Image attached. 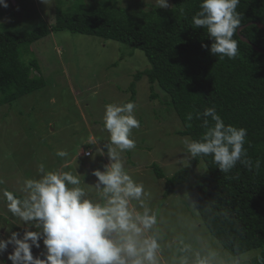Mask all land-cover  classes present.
<instances>
[{
    "label": "trees",
    "instance_id": "1",
    "mask_svg": "<svg viewBox=\"0 0 264 264\" xmlns=\"http://www.w3.org/2000/svg\"><path fill=\"white\" fill-rule=\"evenodd\" d=\"M171 3L169 8L132 12L116 0H74L67 7L58 0L53 24L43 23L24 35L1 25L7 29L0 31V106L46 85L40 62L32 58L25 63L23 54L53 32L67 30L142 50L150 67L135 74L124 103L136 101V81L147 76L151 90L157 84L169 96L183 125L178 134L193 140L205 131L198 113L214 106L226 125L247 129L245 149L253 164L251 170L238 163L222 173L210 156L197 157L166 177L154 163L157 178L165 182L164 196L194 177L187 193L209 233L235 257L259 250L251 262L264 264V27L257 25L264 24V0H240V27L250 24L233 37L239 48L234 60L213 56L206 30L192 28L199 0ZM157 97L152 93L151 98ZM201 162L205 169L197 175Z\"/></svg>",
    "mask_w": 264,
    "mask_h": 264
},
{
    "label": "rangeland",
    "instance_id": "2",
    "mask_svg": "<svg viewBox=\"0 0 264 264\" xmlns=\"http://www.w3.org/2000/svg\"><path fill=\"white\" fill-rule=\"evenodd\" d=\"M64 7L74 0H64ZM98 0H85L95 3ZM135 12L157 7L155 0H116ZM8 8L0 7V31L3 24L24 35L43 23L53 24L58 0L51 5L41 0H7ZM169 7L172 5L168 0ZM23 54L28 63L36 58L41 65L46 85L12 104L0 106V233L8 228L22 233V226L14 225L8 212L7 195H22L23 181L35 178L37 165L45 164L49 170L64 166L67 171L77 170L85 176V183L92 184V170L108 163L107 156H84L88 150L95 153L104 147L108 134L103 130L105 105L124 103L131 95L130 84L137 72L150 67L145 53L139 49L96 36L73 33L67 30L53 32L31 44ZM152 93L158 95L151 98ZM169 96L148 77L136 81L135 115L141 123L133 129L135 149L122 153L126 170L149 193L151 206L161 218L162 256L170 261L178 252L181 241L192 242L202 235L206 242L217 249L225 264L239 258L242 264H253L251 259L259 253L252 250L235 257L229 254L209 233L193 206L187 188L192 179L179 185L173 194L164 196V179L156 176L153 164L163 170L166 177L188 164L184 139L178 134L183 129L177 113L169 104ZM96 143H99L95 145ZM63 149L67 159L56 156ZM106 152L107 149H104ZM205 169L201 162L196 174ZM11 251V247H9ZM39 250L33 249L37 255ZM0 259L6 264L7 253Z\"/></svg>",
    "mask_w": 264,
    "mask_h": 264
},
{
    "label": "clouds",
    "instance_id": "3",
    "mask_svg": "<svg viewBox=\"0 0 264 264\" xmlns=\"http://www.w3.org/2000/svg\"><path fill=\"white\" fill-rule=\"evenodd\" d=\"M41 3L51 5L53 0ZM155 3L157 8H169L168 0ZM239 4L240 0H199L191 17L192 28L205 29L211 40L210 48L202 47L220 59L238 56V41L233 37L243 21ZM8 6L7 0H0V7ZM180 11L183 14L184 9ZM135 109L131 101L105 105L102 120L108 142L88 154L106 155L108 163L102 170H92L94 183H85L77 170L67 171L64 166L49 170L40 163L36 177L23 181L21 196L7 195L8 212L23 231L8 228L0 233V257L7 253L11 264H225L202 235L192 242L181 241L176 256L164 261L162 220L144 184L129 174L121 155L136 147L132 133L141 123ZM198 117L205 131L198 140L184 139L189 161L210 156L222 173H229L238 163L253 168L245 149L247 129L226 125L214 106ZM187 119H193L191 113ZM56 156L66 160L69 153L58 149ZM34 248L39 250L37 255ZM0 264L6 262L0 259ZM233 264L242 261L237 258Z\"/></svg>",
    "mask_w": 264,
    "mask_h": 264
},
{
    "label": "water",
    "instance_id": "4",
    "mask_svg": "<svg viewBox=\"0 0 264 264\" xmlns=\"http://www.w3.org/2000/svg\"><path fill=\"white\" fill-rule=\"evenodd\" d=\"M249 24H250V23H248L247 25H249ZM247 25H244L243 27H240L239 30H238V32H240V30H241L242 28H244L245 26H247ZM257 25H259L260 27H264V24H261V23H259V22H257ZM244 40L248 41V40L245 39V38H244Z\"/></svg>",
    "mask_w": 264,
    "mask_h": 264
},
{
    "label": "built area",
    "instance_id": "5",
    "mask_svg": "<svg viewBox=\"0 0 264 264\" xmlns=\"http://www.w3.org/2000/svg\"><path fill=\"white\" fill-rule=\"evenodd\" d=\"M88 153H91L92 154V151L91 150H88L84 153V156L85 157H90L91 155H89Z\"/></svg>",
    "mask_w": 264,
    "mask_h": 264
},
{
    "label": "crops",
    "instance_id": "6",
    "mask_svg": "<svg viewBox=\"0 0 264 264\" xmlns=\"http://www.w3.org/2000/svg\"><path fill=\"white\" fill-rule=\"evenodd\" d=\"M89 158V157H88Z\"/></svg>",
    "mask_w": 264,
    "mask_h": 264
}]
</instances>
